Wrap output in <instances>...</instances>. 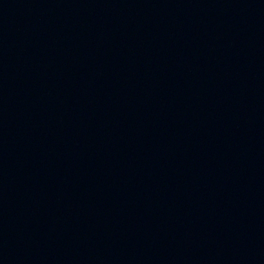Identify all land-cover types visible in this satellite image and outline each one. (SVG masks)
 <instances>
[{
    "label": "water",
    "instance_id": "obj_1",
    "mask_svg": "<svg viewBox=\"0 0 264 264\" xmlns=\"http://www.w3.org/2000/svg\"><path fill=\"white\" fill-rule=\"evenodd\" d=\"M0 264H264V0H0Z\"/></svg>",
    "mask_w": 264,
    "mask_h": 264
}]
</instances>
